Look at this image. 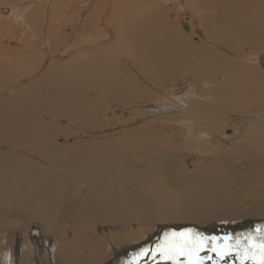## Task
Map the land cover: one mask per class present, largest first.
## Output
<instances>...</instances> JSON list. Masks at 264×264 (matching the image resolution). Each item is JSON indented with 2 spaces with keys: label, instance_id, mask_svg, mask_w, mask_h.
<instances>
[{
  "label": "bare ground",
  "instance_id": "6f19581e",
  "mask_svg": "<svg viewBox=\"0 0 264 264\" xmlns=\"http://www.w3.org/2000/svg\"><path fill=\"white\" fill-rule=\"evenodd\" d=\"M91 1L96 3L89 14L83 12L80 27L73 25V37L55 29L54 18L66 11L56 4L50 8L52 22L44 31L43 21L49 16L44 8L38 25H31L40 28L39 47L35 41L27 43L24 51L17 52L20 67L10 69L9 80L0 77V94L9 93L0 98V147L15 150H0V234L16 230L24 220L36 221L47 232L68 238L80 224L83 234L76 231L73 236L80 238L79 249L73 254L59 242L53 257L47 248L38 247V240L27 241L18 260L7 253L10 258L4 263L35 264L34 258L36 264H53L54 260L58 264H100L103 253L110 250L115 256L107 264H174L161 255V246L187 239L203 247L194 256H178L179 264H189L201 255L203 264H217L218 259L222 264H260L264 260L260 256L264 169L246 177L250 182L247 195L252 198L238 199L227 166L235 164L245 170L252 163L257 169L264 167V119L259 113L233 122L227 115L254 114L259 109L257 99L264 93V80L260 71L228 64L220 51L264 48V0H190L197 26L189 32L178 27L177 10L165 7V2L175 0ZM184 3L180 0L178 7L189 15ZM74 9L67 25L81 12ZM25 10H30L31 21L40 11L30 1L21 12L1 8L0 15L26 17ZM195 29L201 40L195 37ZM112 37L117 41H109ZM101 41H109L108 47ZM68 50L75 53L68 57ZM260 55L255 56V64L261 65L264 54ZM122 62L129 63V68ZM212 70L221 73L220 83ZM139 102L143 103L141 111L127 109L124 129L110 139L118 140L113 143L119 148L116 155L109 156L107 151L106 155L88 156L79 150L81 157L69 160L73 169L57 159L56 137L82 133L87 138L112 124L118 128L115 119L122 116L118 115L122 106L116 104ZM106 111L112 112V118H103ZM47 116L75 122L79 129L46 121ZM215 137L232 143L227 147ZM235 198L243 202L230 220L240 222H224L222 229L213 224L209 233L171 229L219 218L224 210L221 204ZM242 204L250 206L239 213ZM240 215L245 216L235 219ZM30 226L20 227L25 236L29 233V240Z\"/></svg>",
  "mask_w": 264,
  "mask_h": 264
},
{
  "label": "rangeland",
  "instance_id": "374dc122",
  "mask_svg": "<svg viewBox=\"0 0 264 264\" xmlns=\"http://www.w3.org/2000/svg\"><path fill=\"white\" fill-rule=\"evenodd\" d=\"M30 1L32 2L33 5L36 4L37 7H39V9H40V11L37 12V14L35 15L34 20H32V21L29 18L30 10H25L24 11L26 13L25 14L26 17H23V16L21 17L20 16L19 18H15V17L11 16V14H7V13L6 14L2 13L1 14L2 16L0 15L2 17V18H0V25H1L0 26V36H1L0 37V46H3V45L5 46V49H1L0 48V53H2L1 57H0V61L2 62V65L0 67V77L1 78H5L6 80L10 79V76H11L10 69H13L14 67H20L19 66V62L17 61V56H18L17 52L24 51L27 48V46H29V44H27V43H30L31 41H35L34 42V46L39 47V42H38L39 36H37V35L40 33V28H37V30L36 29H32L31 25H33V24H37L38 25L39 20H40V16H44V8L47 9L46 10L47 14H49V12L51 11L50 8H52L53 5H55V4H56L55 6L58 5V7L60 9H64L65 8L66 11L64 12V14L63 15H58L57 17H55L53 22L56 25L55 29L59 28L60 32L67 33L69 35V37H73L74 28H75L73 25L76 24V26L79 25L78 27H80L81 23H82L81 20H83V12L85 13L84 15H87V13L89 14L91 12L92 6L96 3V1H91V0H89V1L86 0L88 2H85L84 0H75V1H70V0H60V1L59 0H26V2L23 1V2H19V3H16L15 1H10L8 3L0 1V9L1 8L2 9H8V10L16 9V10H19L18 12H21L22 9H25V8L28 7V4L30 3ZM45 1H46V5H45ZM68 1H70V2H68ZM82 1H84V2H82ZM157 1H159V0H157ZM171 1H173V0H171ZM176 1H177V3H176ZM34 2H37V3H34ZM67 2H68V4H63V3H67ZM80 2H81V4H80ZM179 2H180V0H175L172 3H170L168 1V2H165L164 4L166 5L165 6L166 8H170V9L174 8L173 11H175V12L177 10L176 14L179 16V18L177 20V24H179L178 27H181L183 29V31L189 32L191 29L194 28L193 25L197 26V22H196L197 16L195 15L194 10H190L189 9L190 0H185V3H184V6H186L185 8L188 9L186 12L190 13L189 15L188 14H184L183 15V13H182L183 10L178 7L180 5V4H178ZM84 3L88 4L86 6V8H85V5H83ZM60 4H63V6L60 5ZM75 7L77 9L80 8L81 12L78 14V18H77V16L74 17L75 19L74 18L73 19L70 18V21L68 23L69 25H67V21H68V18H69L68 16H70L71 11L76 10V9H74ZM175 7H178V8H175ZM72 8H73V10H72ZM121 10L122 9H118V11H121ZM50 14H49V16L46 17L45 21H43V23H44L43 30L44 31L49 27V23L52 22ZM80 14H81L82 18H80V16H79ZM190 15H193V17L190 16ZM76 19H78V21ZM49 21H51V22H49ZM61 21H63L62 22L63 24L60 23ZM192 21H193V24H192V27H190L189 25H190V22H192ZM70 22H71V24H70ZM78 22H81V23H78ZM64 24H66V25H64ZM194 31H195V37L197 39L199 38L201 40V38L199 37L198 30H197V32H196V29ZM69 39L70 40H68V43H69V41L71 42V38H69ZM197 39L195 41H198ZM114 40L117 41L116 37H112L109 41L115 42ZM105 41H101L100 42V43H104L103 44L104 48L108 47V45H109V44H107L109 41H107V42H105ZM66 44H67L66 42L63 44V48H65ZM248 47L249 46H245L239 52H234V51H232L230 49H228L227 51L222 49L223 51H220V52L225 54L226 61L228 62V64H234L235 63L234 65H238V66L240 65V66H242L244 68H248V69L253 68L256 72L260 71L259 73L262 74V77H263V80H264V75H263L264 71L262 70L261 65H258L257 63L255 64V62H256V57L255 56L256 55L259 56L260 54L263 55L264 54V48L261 47V46L259 48L255 47L256 49H254L251 52H249L251 50V48L249 49ZM92 48H96V47H92ZM96 49L98 50V47ZM3 50H4V52L8 53V56L4 52H2ZM74 50H77V49L74 48ZM74 50H72L71 52L69 50L66 51V54L68 53V57L71 54L75 53ZM244 52H248V53H244ZM235 55H237V56H235ZM4 56H5V58H4ZM238 58L241 61L242 60H248L247 64H246V62L244 64V62H241ZM55 59H56L55 61H58L59 58L56 57ZM60 59H62V58H60ZM254 59H255V61H253ZM248 62H250V63H248ZM121 64H122L123 67L129 68V63L122 62ZM248 65H249V67H248ZM251 65H252V67H251ZM215 72H217V73H215ZM210 73L215 76L214 80H216L218 83L221 82L222 75H221L220 72H218L216 70H212V72H210ZM176 75L177 76L179 75V71L176 72ZM216 76L219 79H217ZM202 85H204V83H202ZM149 88L151 90H153V91H156V89H152V87H149ZM177 92H180V90H178ZM56 93L58 94L59 92H56ZM6 96H9L8 92H6L5 94H0V98H5ZM205 96H208V95H205ZM161 98H164V97H161ZM260 98L261 99H257L256 107H258L259 109H257L255 111V113H254L255 115L252 114V113H242V112H240L239 114L229 113V115H227V119L230 118L234 122L235 121L234 119H237V117L241 116V117H244V118L245 117L248 118V117L258 116L259 113L261 115L260 118L264 119V111H263L264 110L263 109L264 108V93H262ZM105 100H107V99H105ZM116 105L118 107H120V105L122 106V108H120L122 110V112L118 113V115L121 114L122 116L120 118H116L115 119V123L120 124V127L117 126L118 128H114V127H112L113 124L111 125V123H110L111 127L109 129L105 128V129H103L100 132H96L95 134H93L91 136H88L87 138H84V135H82V133H80V136L77 134L75 136H70V137L69 136H58V137H56L53 140V142L55 143L56 146L60 147V149H58L56 151L57 159L61 160L62 163L66 165V167L73 169V164H71V162H69V160H70V158H72L73 160L79 159L81 157V154L79 153V150L81 152L86 153L88 156H96L97 157V156L106 155L105 152H107V151H108L107 155H109V156L116 155L119 152V148H118V146H116L113 143L117 142L118 140L117 139L110 140V139L113 138V136H120L119 132H121L124 129V126H123L122 123H124L126 121V119H127L126 118L127 115H128V114H126L127 109L133 110L135 112H140L141 111L140 109H141L143 103L139 102V103H137L134 106H127V105H124L123 103L116 104ZM259 111H261V112H259ZM111 113L112 112L106 111L105 114H107L108 116L105 115L103 118L105 120L112 118ZM246 115H248V116H246ZM45 120L49 121V122L61 124V125L65 126V127H69L71 129H73L74 131H77L79 129V128H77L78 127L77 123L61 121V120H59L57 118H54V116H47ZM260 125H263V124L260 123ZM102 132H106V133L101 135ZM226 134L228 135V132ZM230 134H232V131H231ZM103 139H105V141H103ZM214 139L218 140L219 144L226 145L227 147L232 143L231 140L224 139V138L218 139V138L215 137ZM80 143H82L81 146H79ZM0 150L2 152L5 151V153L14 152L15 151L14 149L7 148V147H0ZM125 154H127V151H125ZM263 160H264V158H263ZM245 166H246V164H245ZM247 166H246L245 170L236 168L235 164L227 166L229 168V170H230V173H231L232 177H233V181H234L235 186H236V195H237L238 199H242V197L244 199H247L248 197L252 198V195H247V190H248V188L250 186V182L246 181V177L250 178L254 173H260L264 169V167L257 169V164L255 166H253L252 163H248ZM250 166H251V168H249ZM31 169H32L31 167H28L29 171ZM244 193H245V195H244ZM239 202H243V201L237 200L235 198L229 204H221V206L224 208V210L221 212V217H219V218L211 219V220H207V221H198L199 223H187V224L188 225L191 224V225L199 226L200 223H202V225L204 227H207V226H209L211 224L212 225L213 224H224V222L228 223V221H231V222L233 221V223L240 222V220L242 221V219L235 220V221H234V219L230 220V216H231L230 214L232 212H234L238 208ZM249 206L242 204V206H240L241 208L239 209V213H242L244 209H245V211L248 210ZM229 208H231L232 210L231 211L227 210ZM243 216H245V215L237 216L235 219H239V217H243ZM217 220H219V221H217ZM211 221H216V223L215 222L211 223ZM243 221H245V220L243 219ZM35 222L29 223V222L23 220L22 222L19 223V227H15L14 228L16 230L12 231V230H8L7 229L6 231H3L1 233L2 235L0 234V264H5L4 261L9 257L8 255H7L8 257L6 256L7 253L10 254L12 260H15L16 258L18 260V258L22 254V248H25V245H26L27 241H29L31 244H33L34 241L38 240V242H39L38 243L39 245L37 244L38 247L41 248V249H42V247H44V250L47 248L49 250V251L47 250L48 254L53 256V257H54V252L52 250H54L55 246L59 247V242H63L64 245H65V248L68 251L73 252V254H75L76 250L78 251V249H79V239L80 238L79 237H73V236L76 235V231L79 234H81V235L83 234V229L84 228H83L82 225L79 224L77 226V230L76 231L71 230V232L68 233V235H69L68 238H63V237H61L60 233L47 232L45 229H43L39 225V223L37 224V222L36 223ZM203 222H208L209 224L207 223V225H206V224H203ZM187 224H183V225H187ZM29 225H31L29 227V230H30V233H31L30 235H32V239L31 240H29V238H28V236H29L28 234L29 233L25 236L24 229L20 228V227H24L26 229ZM172 225H176V224H172ZM99 227H101V226H99ZM108 229H109V227H108ZM105 231L106 230H104V232ZM97 232L100 233L99 231H97ZM4 238H5V240H4ZM39 238L42 241H39ZM31 241H33V242H31ZM140 243L141 242L136 243V244L133 243L134 245L133 244L132 245L135 246V245H138ZM47 245H49V246H47ZM132 245L126 244L125 247H129V246H132ZM33 253H34V250H32V254ZM17 254H19V255H17ZM103 255L105 256L104 259H106V260L102 259L100 262L103 261V263H100V264L109 263L113 259V257L115 256L114 252L113 251L110 252V250H107L105 253H103ZM4 256L6 257L5 259H4ZM260 256H262V255L260 254ZM27 258H29V257H27ZM196 258H200L201 259L202 255L198 256ZM262 259H264V258H262ZM36 262H37V260L33 258V263L36 264ZM216 263L217 264H222L221 259L216 260ZM6 264H7V262H6ZM9 264H12V262L9 263ZM53 264H58V263H56L55 260H54ZM62 264H67V262L63 261ZM125 264H129V263H125ZM253 264H257V263H253Z\"/></svg>",
  "mask_w": 264,
  "mask_h": 264
},
{
  "label": "snow or ice",
  "instance_id": "6c2138e0",
  "mask_svg": "<svg viewBox=\"0 0 264 264\" xmlns=\"http://www.w3.org/2000/svg\"><path fill=\"white\" fill-rule=\"evenodd\" d=\"M176 234H173L175 236ZM181 237L185 236V234H180ZM206 239V238H205ZM215 240L216 238H212ZM262 241H264V237H262ZM203 245H197L187 239H176L174 241L166 242L161 246V255L171 259L174 261V264H179L177 260L178 256L188 255L192 253L194 256L196 252L200 251ZM230 252H224L222 255H230ZM217 255H221L220 252ZM261 255L264 256V242L261 245ZM189 264H203L202 260L199 258H193L189 261ZM260 264H264V260H261Z\"/></svg>",
  "mask_w": 264,
  "mask_h": 264
},
{
  "label": "water",
  "instance_id": "95a60500",
  "mask_svg": "<svg viewBox=\"0 0 264 264\" xmlns=\"http://www.w3.org/2000/svg\"><path fill=\"white\" fill-rule=\"evenodd\" d=\"M260 62H261V67L264 69V55L261 56L260 58ZM215 225H212L211 227L209 228H201L199 226H196V225H190V226H183V227H178V229H173L171 228L172 230H186V231H194V232H205V233H209V230L208 229H213ZM222 226V227H221ZM219 227V228H217ZM224 227L223 224H219V226H216L217 229H222Z\"/></svg>",
  "mask_w": 264,
  "mask_h": 264
}]
</instances>
